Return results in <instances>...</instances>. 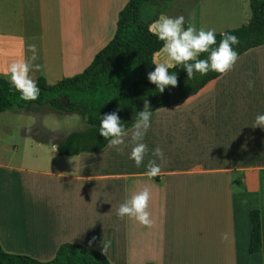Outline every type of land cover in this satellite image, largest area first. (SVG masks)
<instances>
[{"label": "crops", "instance_id": "1", "mask_svg": "<svg viewBox=\"0 0 264 264\" xmlns=\"http://www.w3.org/2000/svg\"><path fill=\"white\" fill-rule=\"evenodd\" d=\"M129 1L0 0L16 14L0 17L6 25L0 27V76L10 80L5 69L30 56L32 43L35 63L43 65L31 73L36 82L54 85L83 73L114 38ZM172 2L153 4L161 10ZM174 3L166 16L183 15L185 28L222 33L249 23L254 4L264 0H197L188 17L184 1ZM58 22L60 45L47 39L56 41ZM239 57L232 71L184 105L152 112L144 139L149 152L140 167L129 158L131 129L123 154L106 146L61 155L27 128L17 131L23 137L17 144L0 136L2 249L40 262L52 261L62 244L71 243L103 253L112 264H264V129L253 128L264 114V45ZM163 58L159 52L155 61ZM157 147L167 163L157 159L161 174L148 178L143 173ZM145 186L151 227L117 215L118 206ZM254 210L262 223L257 253L250 252Z\"/></svg>", "mask_w": 264, "mask_h": 264}, {"label": "trees", "instance_id": "2", "mask_svg": "<svg viewBox=\"0 0 264 264\" xmlns=\"http://www.w3.org/2000/svg\"><path fill=\"white\" fill-rule=\"evenodd\" d=\"M166 0H130L119 13L117 31L114 38L96 54L92 63L83 73L49 85L44 78L37 81L41 89L35 101L25 102L10 80L0 76V113L10 110L32 112L34 106L50 105L63 111V103L68 104L67 112L77 113L87 123L86 129L75 131L58 138L54 131L38 127L32 136L42 143H53L61 155H79L102 151L108 140L99 134L100 116L113 111L124 126L130 130L136 116L144 107V99L150 102V110L181 106L200 93L208 84L221 75L209 72L188 80L185 69L177 65L169 73L178 76V86H169L160 93L149 82L147 75L154 71L155 56L160 52L162 42L149 32V23L142 19V8L148 2L161 3ZM222 33L235 35L240 44L234 46L239 56L250 49L264 45V3L253 6L252 20L241 27ZM221 33H216L217 45ZM207 57L202 54L201 59ZM250 252L262 249V223L258 210L251 212ZM0 264H112L101 252L71 243L62 244L56 257L49 262H40L30 256L6 253L0 244Z\"/></svg>", "mask_w": 264, "mask_h": 264}, {"label": "clouds", "instance_id": "3", "mask_svg": "<svg viewBox=\"0 0 264 264\" xmlns=\"http://www.w3.org/2000/svg\"><path fill=\"white\" fill-rule=\"evenodd\" d=\"M184 25L185 17L183 15L177 17L160 15L149 26V32L162 42L160 53L163 54L164 58L153 62L155 69L148 73L147 79L156 86L160 93H163L169 86L172 88L178 86V76L175 73H169V70L177 65L185 69L188 80H192L197 73L201 76L207 75L209 72H216L221 76L227 75L240 59L239 53L234 47L240 44L237 36L221 33L222 38L217 45L215 29L201 27L197 30L192 24H189L187 28ZM27 52L31 55L10 63L4 74L10 78L11 85L21 94L20 98L25 102H30L37 100L41 92L31 73L33 70L41 71L43 65L35 63L39 59L35 43L27 45ZM202 54H207V57L201 59ZM247 83L249 89L254 87L253 80H249ZM157 110L167 109L160 108ZM151 117L150 102L144 99L143 110L136 116L130 133L131 152L129 158L134 161L136 167L143 164L149 152L144 139L151 126ZM253 128L264 129V114H258L255 117ZM99 134L108 140L107 146L114 148L118 154H123L125 148L129 146L125 142V138L129 136V131L116 111L100 116ZM152 156L156 159L148 161L147 170L143 173L148 178H154L161 174L162 166L157 163V159L162 163H167V158L160 147L152 152ZM150 200V189L145 186L134 192L129 199L118 206L117 215L121 219L124 217L133 218L141 225L151 227L153 221L149 211ZM242 203L246 204L247 201H242ZM94 241L95 237L89 242L90 245ZM110 243V241L103 242L104 252L110 247Z\"/></svg>", "mask_w": 264, "mask_h": 264}, {"label": "rangeland", "instance_id": "4", "mask_svg": "<svg viewBox=\"0 0 264 264\" xmlns=\"http://www.w3.org/2000/svg\"><path fill=\"white\" fill-rule=\"evenodd\" d=\"M177 2L179 0H173ZM185 5L181 8V10L189 16L190 11L193 9L197 0H183ZM174 2H172L168 7L158 10L156 6H154V2L146 3L142 8V19L146 23L153 22L157 16L168 15L167 12L171 13L173 10L172 7L174 6ZM16 10L20 11V9ZM160 11V13H158ZM20 13V12H19ZM15 16L14 9L10 7H0V17H8V16ZM6 25L0 23V27H5ZM54 36H50V42H55L60 45L59 40V29L60 23L55 25ZM58 26V27H57ZM57 29V30H56ZM45 41L46 45L49 43ZM49 46V45H48ZM47 46V47H48ZM54 46V45H53ZM65 107L63 111H57L56 109L52 108L50 105L45 106H34L32 112L26 111H18V110H10L0 114V136L4 138L6 136L9 138V143L15 142L16 144L23 138L20 134L17 133L18 130L27 128L33 130L38 127H42L43 129L49 130H56L58 131V138H61L65 135H68L75 131H82L86 129L87 123L86 121L77 113L67 112L68 104L66 102L63 103ZM7 129L12 130V132H7ZM22 135V134H21ZM7 141V140H6ZM12 147V146H11ZM251 264H262L261 261H256V263Z\"/></svg>", "mask_w": 264, "mask_h": 264}]
</instances>
